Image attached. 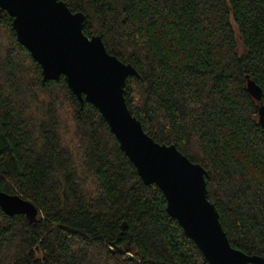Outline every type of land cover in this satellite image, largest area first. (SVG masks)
Segmentation results:
<instances>
[{"label":"trees","instance_id":"16d2710c","mask_svg":"<svg viewBox=\"0 0 264 264\" xmlns=\"http://www.w3.org/2000/svg\"><path fill=\"white\" fill-rule=\"evenodd\" d=\"M138 78L125 103L144 132L208 173L230 245L264 259V0H58ZM0 16V264H208L99 111L41 68ZM251 80L260 101L246 90Z\"/></svg>","mask_w":264,"mask_h":264},{"label":"water","instance_id":"95a60500","mask_svg":"<svg viewBox=\"0 0 264 264\" xmlns=\"http://www.w3.org/2000/svg\"><path fill=\"white\" fill-rule=\"evenodd\" d=\"M16 40L40 66L42 82L63 77L80 104L94 106L134 165L146 186L155 185L166 200V212L197 247L208 264H264L262 257L234 249L215 206L207 198V171L190 162L174 145L159 144L146 134L129 111L125 84L137 71L107 53L98 35L83 33L85 16L58 0H0ZM246 90L260 101L261 90L247 80ZM264 127V108L260 109ZM0 209L7 216L23 215L33 222L38 209L28 200L0 191Z\"/></svg>","mask_w":264,"mask_h":264}]
</instances>
